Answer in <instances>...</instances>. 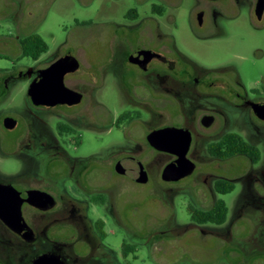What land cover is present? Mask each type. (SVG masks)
I'll return each mask as SVG.
<instances>
[{"label": "rangeland", "instance_id": "374dc122", "mask_svg": "<svg viewBox=\"0 0 264 264\" xmlns=\"http://www.w3.org/2000/svg\"><path fill=\"white\" fill-rule=\"evenodd\" d=\"M213 4L210 7L220 15L217 25L222 34L201 42L191 36L188 28L197 0H0V72L42 67L45 61L70 54L88 77L98 79L105 65L117 59L118 47L126 40L125 26L136 25L124 18L128 9L136 8L137 24L158 25L163 35L174 37L175 48L193 64H212L228 51L230 65L238 70L246 91L256 92L264 99V15L257 22L253 13L255 0H220ZM177 5L180 7L176 9ZM153 6L164 9L163 15L150 8ZM31 33L39 35L48 45L47 52L36 62L21 58L16 43L18 35ZM100 80L91 94L115 117L128 104L119 78L110 70ZM27 87L24 80L11 82L0 109L26 114ZM185 99L192 105L198 102L195 97L185 96ZM227 114L230 131L261 153L257 164H251L243 156H234L229 161L232 165L229 174L222 173L215 164L203 168V172L214 171L235 179L233 191L224 196L216 194L214 178L200 180L198 185L197 171L170 184L163 183L159 177L146 186H134V190L122 184L114 202L122 228L115 234L107 229L108 255L103 262L91 264H237L234 257L244 251L243 262L260 254L264 263V217H259L247 204L251 198L250 175L256 172L264 175V134L259 130L262 124L247 109L246 113L229 110ZM43 119L44 125L34 123L36 139L27 148L21 150L19 144L0 143V181L43 176L45 159L54 147H60L55 129L57 116ZM76 127L82 140L79 146L70 143L68 147L74 159L109 157L130 147L116 130L96 129L86 124ZM207 146L200 144L198 152L209 159ZM162 167L163 163L155 170ZM245 175L246 179L237 180ZM255 188L264 197V179ZM197 191L200 192L196 197ZM218 199L227 208L224 224L197 225L191 221L192 210H208ZM105 213L108 208L95 215ZM129 234L137 239L133 241L137 252L125 258L122 242L127 240L123 245L131 242ZM26 255L21 256L23 260L28 258Z\"/></svg>", "mask_w": 264, "mask_h": 264}, {"label": "flooded vegetation", "instance_id": "af4514ba", "mask_svg": "<svg viewBox=\"0 0 264 264\" xmlns=\"http://www.w3.org/2000/svg\"><path fill=\"white\" fill-rule=\"evenodd\" d=\"M218 1L220 0H197V5L192 9L188 28L191 36L198 41L207 42L222 34L217 25L220 15L210 7ZM256 2L257 0L253 13L257 22H260L264 11L258 20L254 12ZM150 8L157 10L159 16L164 13V9L159 7ZM136 14V8L127 10L124 18L136 25L125 26L126 40L118 47L117 59L112 64L107 63L103 69V73L115 71L128 103L121 107L115 117L91 94L96 90L103 73L99 75V80L88 77L80 69L81 65L75 57L78 69L66 74L63 82L65 85L67 78L65 87L80 95L77 103L34 105L26 90V114L21 115L4 107L0 109L1 144H19L21 150L22 147L27 148L36 139L34 123L44 125L43 118L51 115L58 118L55 129L60 144L45 159L42 177L0 181V185L12 186L18 192L35 191L50 197V202H46L44 197L47 196L41 197L36 202L37 205L23 202L20 206L21 218L13 226L0 218V264H33L41 256L58 257L61 264L103 262L108 255L107 229L115 234L117 229L122 228L114 208L121 185L125 184L134 190V186H146L155 177H159L165 184L175 183L161 179L162 170L176 156L157 151L149 145L147 138L155 131L167 128L183 131V135L189 140L186 157L195 165L191 175L197 171L195 182L198 185L200 180L205 182L208 178H214V184L218 180L235 181L214 171H202L215 164L222 173L229 174L232 170L229 161L234 156L218 158L211 156L207 150V159L198 152L200 144L217 145L227 141L230 135H237L229 129V110H242L246 113L247 109L261 122L259 130L264 134V120H260L252 110L253 105L264 103V99L259 98L256 92L246 91L238 70L230 65L228 51L223 58L215 59L212 64H193L175 48L173 36L163 35L158 25L137 24L139 18ZM33 34L37 35H18V47L21 38ZM65 55L70 54L63 56ZM63 56L45 61L42 67H28L16 73L0 72V103L7 97L11 82L24 80L29 86L32 81L39 80V71ZM39 58L30 60L36 62ZM185 96L195 97L198 102L192 105ZM7 119L14 121L12 128L5 127ZM80 124L92 125L96 129L116 130L130 147L114 152L109 157L74 159L68 153V147L70 143L74 146L81 144L82 134L76 127ZM143 145L147 147L146 150ZM138 163L146 173L145 183L135 181ZM162 163V169L156 171L155 167ZM263 176L260 172L252 173L248 184L251 198L247 204L259 217H264V197L257 193L255 187L263 183ZM238 179H246V175ZM199 192H196V197ZM105 208H108L107 214L95 215ZM129 238L130 243L123 245L127 240L122 242L125 258L137 252V244L133 242L135 238L130 234ZM23 254H27L26 260L21 257ZM254 256L258 258L243 262L242 258L246 260L244 251L234 257V263L264 264L260 254ZM46 264H53V261Z\"/></svg>", "mask_w": 264, "mask_h": 264}, {"label": "water", "instance_id": "95a60500", "mask_svg": "<svg viewBox=\"0 0 264 264\" xmlns=\"http://www.w3.org/2000/svg\"><path fill=\"white\" fill-rule=\"evenodd\" d=\"M263 11L264 0H257L254 12L258 20L261 19ZM78 66V62L73 56L65 55L46 69L39 71V80L32 81L27 89V95L31 102L34 105L42 106L77 103L80 100V95L65 87L63 79L66 74L75 72ZM27 75L30 76L29 72ZM252 110L260 120H264V103L253 105ZM6 122V128L14 126L13 120L7 119ZM182 132L181 129L167 128L155 131L147 138L149 145L155 150L176 156V159L162 170L161 179L164 182H176L188 177L195 168L194 163L186 157L189 140ZM116 170L119 171L117 168ZM135 181L138 183L147 181L146 173L140 163H138V176ZM41 197L46 198V202H50V197L43 193L18 192L12 186L0 185V218L10 226L17 224L21 218V204L28 202L37 205L36 202L41 200ZM51 261L53 264H61L59 258L54 256H41L33 264H46Z\"/></svg>", "mask_w": 264, "mask_h": 264}, {"label": "trees", "instance_id": "16d2710c", "mask_svg": "<svg viewBox=\"0 0 264 264\" xmlns=\"http://www.w3.org/2000/svg\"><path fill=\"white\" fill-rule=\"evenodd\" d=\"M20 57L32 60L38 59L48 50L46 42L38 35H30L19 40ZM208 153L218 158H229L233 156H245L252 164L258 163L261 154L259 149L245 143L243 139L237 135H230L228 140L217 145H209ZM234 189V183L229 181L218 180L213 186V190L220 196L227 195ZM227 216V208L222 199L214 202L208 210H192L190 212L191 221L198 225L215 224L221 225L225 222ZM124 255L126 252L124 250ZM185 264V263H179Z\"/></svg>", "mask_w": 264, "mask_h": 264}]
</instances>
